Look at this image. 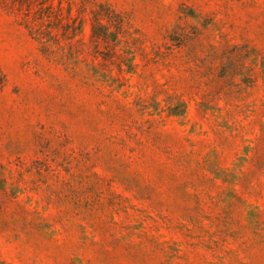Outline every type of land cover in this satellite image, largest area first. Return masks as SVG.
Listing matches in <instances>:
<instances>
[{
    "label": "rangeland",
    "instance_id": "374dc122",
    "mask_svg": "<svg viewBox=\"0 0 264 264\" xmlns=\"http://www.w3.org/2000/svg\"><path fill=\"white\" fill-rule=\"evenodd\" d=\"M20 4L0 0V264H264V0ZM99 5L119 41L92 37Z\"/></svg>",
    "mask_w": 264,
    "mask_h": 264
},
{
    "label": "trees",
    "instance_id": "16d2710c",
    "mask_svg": "<svg viewBox=\"0 0 264 264\" xmlns=\"http://www.w3.org/2000/svg\"><path fill=\"white\" fill-rule=\"evenodd\" d=\"M20 6H23L27 3V0H19ZM98 11L94 12V20L92 21V37L96 43H106L110 39H114V42L119 41V37L122 34V22L120 15L116 14L109 7L105 5H99ZM103 12V15L100 13ZM27 19V15L25 16ZM30 34L33 38L41 45L42 52H47L49 50L47 41H43L44 37L49 35V32H41L36 27L28 26Z\"/></svg>",
    "mask_w": 264,
    "mask_h": 264
}]
</instances>
